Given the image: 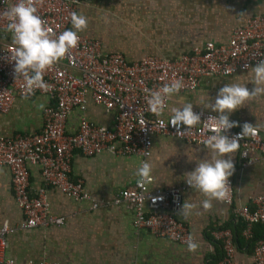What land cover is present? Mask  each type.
<instances>
[{
  "label": "crops",
  "instance_id": "1",
  "mask_svg": "<svg viewBox=\"0 0 264 264\" xmlns=\"http://www.w3.org/2000/svg\"><path fill=\"white\" fill-rule=\"evenodd\" d=\"M75 12L88 21L86 30L79 34L98 40L104 53L121 54L127 62H137L146 56L173 60L207 41L226 42L233 29L246 19L264 14V0H80ZM71 27L70 23L69 29ZM251 79L247 70L225 77H202L193 92L174 96L164 114L170 116V108L186 103L211 111L198 105L201 97L214 102L219 90L228 83L247 84L251 91L254 88ZM50 104L51 101L40 94L28 99L16 98L9 111L0 114V136L38 133L43 108ZM82 116L109 128L114 111H106L88 100L85 111L69 112L66 134L76 132ZM230 118L241 126L245 122L258 124L261 126L258 130L263 133L264 96L249 101ZM151 141L148 162L153 165V171L149 190L185 182V174L193 171L198 161L208 155L205 145L159 135L153 136ZM232 159L235 172L230 177L233 182L231 206L213 201L212 208L204 210L202 194L191 188L182 194L180 207L188 200L197 208L187 219L180 218L177 212L175 217L198 242L196 252H189L187 245L155 236L145 228L134 227L132 211L124 204H113L116 193L131 187L137 179L135 173L140 167L137 156L102 152L87 157L74 151L70 177L82 182L90 200H74L45 185L40 168L29 166L30 193L35 195L38 190H44L47 213L62 218L63 223L15 231L7 236L5 254L15 264H26L28 260L50 264H216L211 232L225 229L234 237L235 223H241L233 212L234 207H252L254 198L264 196V161L244 165L239 151ZM92 201L96 204L94 208ZM23 220L9 169L0 166V225L16 227ZM240 239L241 243L248 241L241 233ZM234 243L236 264H252L254 243L248 245L249 249L247 245L239 246L235 240Z\"/></svg>",
  "mask_w": 264,
  "mask_h": 264
},
{
  "label": "built area",
  "instance_id": "2",
  "mask_svg": "<svg viewBox=\"0 0 264 264\" xmlns=\"http://www.w3.org/2000/svg\"><path fill=\"white\" fill-rule=\"evenodd\" d=\"M8 3H15V0H8ZM79 3L80 0H42L37 5L38 14L58 36L69 29L71 14ZM3 7L5 5L0 0V11ZM5 25L6 21H0V114L7 113L16 98L23 99L24 84L23 79L16 81L14 78V62L8 63L4 59L11 44V34L5 31ZM262 59L264 14L246 19L233 29L226 42L217 44L207 41L173 60L146 56L137 62H127L121 54L102 52L98 40L79 34L78 46L45 73L43 79L47 89H37L33 94L46 96L51 101L43 108L40 131L32 135L0 136V166L9 169L15 201L24 214V220L16 227L6 223L0 225V264H8L11 259L5 254L8 235L38 225L61 226L63 223L62 218L47 213L44 190H38L35 195L30 193L29 166L40 168L45 185L74 200H90L83 191L82 182L70 177L74 151L87 157L102 152L137 156L140 166L142 162H148L151 140L155 135L203 145V140L212 134L201 123L186 137H178L177 130L168 125L170 116L163 114L157 118L148 111V90L159 89L174 79L182 78L185 87L180 93L193 92L202 77L230 76L246 71V64L256 66ZM88 100L106 111H114L112 126H101L82 116L76 132L66 134L65 123L69 112L74 109L85 111ZM169 101H166L167 105ZM193 111L202 114V121L210 115H217L200 108H193ZM141 121L146 129H141ZM241 130V127H234L225 134L231 138ZM240 143L239 157L244 165L264 161V132L258 130L255 140L245 138ZM229 182L232 187L230 200L223 203L231 206V178ZM148 183L141 186L136 179L131 187L116 193L113 204H124L132 211L134 227L145 228L155 236L187 245L191 235L185 225L176 219L175 213L180 208L182 194L190 186L185 181L176 186L149 190ZM92 202L91 207L94 208L96 204ZM233 212L244 225L241 235L249 239L256 224L264 225V196L254 198L251 208L238 206ZM211 235L222 245L223 255L216 264H236L232 233L215 229ZM251 255L252 264H264V234L254 243ZM26 264L50 263L28 260Z\"/></svg>",
  "mask_w": 264,
  "mask_h": 264
},
{
  "label": "clouds",
  "instance_id": "3",
  "mask_svg": "<svg viewBox=\"0 0 264 264\" xmlns=\"http://www.w3.org/2000/svg\"><path fill=\"white\" fill-rule=\"evenodd\" d=\"M2 2L5 7L0 11V21H6L5 31L11 34V44L7 51L4 49L7 53L4 59L8 63L14 62V78L16 81L23 79L22 95L24 99H28L37 89H47L43 79L45 73L78 46L79 33L86 30L88 21L84 15L73 12L71 29L64 30L56 36L38 14L37 5L42 0H15V3L11 4L8 0ZM244 68L252 77L250 82L254 88L251 91L246 87L247 84L228 83L219 90L214 102L213 99L200 98L198 105L217 115H210L202 121V114L193 111L192 103L170 108L168 125L171 124L177 130L178 137H186L201 123L204 129L212 133L202 142L208 149L207 157L199 160L198 166L186 173L184 179L192 190L204 197L201 202L204 210H210L213 201L230 200L232 187L229 178L235 172L232 157L239 151L240 141L245 138L255 140L258 128L261 127L248 122L241 126L238 122L230 120V116L247 106L249 101L264 96V59L255 67L246 64ZM184 87L180 78L164 84L159 89L148 90V111L157 118L161 117L167 107L166 101L178 95ZM160 123L163 125V121ZM141 125V129H146L143 121ZM234 127H241L242 130L229 138L225 133ZM182 128L184 130H181ZM152 171L151 163L142 162L135 173L138 184L143 186L148 183ZM196 208L197 205L186 200L177 214L180 218L187 219ZM186 243L189 252H196L199 248L198 242L192 236L188 237ZM8 264L15 262L9 259Z\"/></svg>",
  "mask_w": 264,
  "mask_h": 264
},
{
  "label": "trees",
  "instance_id": "4",
  "mask_svg": "<svg viewBox=\"0 0 264 264\" xmlns=\"http://www.w3.org/2000/svg\"><path fill=\"white\" fill-rule=\"evenodd\" d=\"M251 208V207H250ZM243 223L241 221L235 223V227H234V240L235 242H237L239 244V246H246L248 247V245H251L253 243H255L256 241H258L260 238H262L263 234H264V225L262 224H256L253 228L254 230L252 231V235L250 236V238L248 239V241L246 242H242L241 243V239H240V233L241 230L243 229ZM215 246H214V260L217 262L223 255V251H222V245L220 242L215 241L213 239ZM249 249V247L247 248Z\"/></svg>",
  "mask_w": 264,
  "mask_h": 264
}]
</instances>
